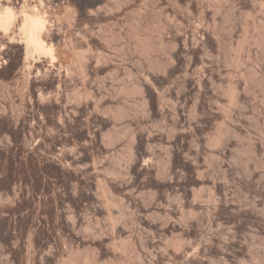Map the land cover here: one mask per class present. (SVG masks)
<instances>
[{"label": "rangeland", "instance_id": "374dc122", "mask_svg": "<svg viewBox=\"0 0 264 264\" xmlns=\"http://www.w3.org/2000/svg\"><path fill=\"white\" fill-rule=\"evenodd\" d=\"M42 3L57 61L0 30V264H264V0Z\"/></svg>", "mask_w": 264, "mask_h": 264}, {"label": "bare ground", "instance_id": "6f19581e", "mask_svg": "<svg viewBox=\"0 0 264 264\" xmlns=\"http://www.w3.org/2000/svg\"><path fill=\"white\" fill-rule=\"evenodd\" d=\"M3 1V0H2ZM1 0H0V30H2V31H4V32H8L9 31V29H12L11 27H13L14 28V26H16V27H18V29H19V32H20V34L22 35V45L24 46V58H25V61L27 62V61H30V60H33L34 59V57L35 56H37V57H44V58H48L49 60H50V62L51 63H53V62H55V61H57V59H56V54H54V46H53V43H52V41L50 40V39H48V37L50 36H48V34H47V32H48V30H49V27H51L50 26V13H49V11L48 12H45L44 11V9H45V7L46 6H43V3H42V0H23L22 1V4L20 5V4H14V3H12V2H8V1H3L2 2ZM29 1H31V2H29ZM61 1V0H60ZM57 3H59V1H56ZM121 3V2H120ZM112 4V3H111ZM47 5V4H46ZM58 5V4H57ZM107 5H109V4H107ZM50 6V5H49ZM48 6V7H49ZM52 6V5H51ZM60 6V5H59ZM43 7H44V9H43ZM47 7V8H48ZM106 8H108V6L106 7ZM121 8V7H120ZM48 9H50V8H48ZM54 9V8H53ZM64 9V8H63ZM105 9V8H104ZM109 9V8H108ZM46 10V9H45ZM52 10V9H51ZM67 10V9H66ZM120 10V9H119ZM68 11V10H67ZM51 12V11H50ZM70 12V11H69ZM71 13V12H70ZM64 16V15H63ZM62 16V17H63ZM65 16H66V14H65ZM68 16V15H67ZM59 18V17H58ZM68 18V17H67ZM64 19H66V18H64ZM63 19V20H64ZM61 20V19H60ZM67 21V20H66ZM53 22V21H52ZM70 22V21H69ZM53 26V25H52ZM15 29V28H14ZM52 30V29H51ZM50 30V31H51ZM10 32V31H9ZM14 32V31H13ZM50 33V32H49ZM7 35V34H6ZM48 36V37H47ZM19 37V36H18ZM21 42V41H20ZM21 45V46H22ZM60 50V49H59ZM61 51V50H60ZM74 56H75V54H74ZM36 57V58H37ZM77 57H79V56H77ZM77 57H75V58H77ZM23 58V59H24ZM35 58V59H36ZM38 59V58H37ZM56 59V60H55ZM79 59H80V57H79ZM45 60V59H44ZM38 61V60H37ZM43 61V60H42ZM81 61V60H80ZM25 62V63H26ZM31 62V61H30ZM30 62H28V63H30ZM35 62H36V60H35ZM39 62V61H38ZM76 62V61H75ZM79 62V61H78ZM32 63V62H31ZM46 63V62H45ZM44 62H43V64H45ZM48 63V62H47ZM47 63H46V65H47ZM24 64V63H23ZM42 64V63H41ZM40 64V65H41ZM28 65V64H27ZM50 65V64H49ZM33 66V65H32ZM37 67V66H36ZM30 68V67H29ZM38 68V67H37ZM31 70V69H30ZM179 111V110H178ZM180 112V111H179ZM161 114H163L162 113V111H161ZM179 115H180V113H179ZM179 115H178V117H179ZM182 116V115H181ZM180 118V117H179ZM177 121H179V120H177ZM176 122V121H175ZM174 123V122H173ZM177 123V122H176ZM175 123V125H177ZM174 127V126H173ZM177 127V126H176ZM230 131V130H229ZM226 132V131H225ZM221 132H219V134H220ZM223 133V132H222ZM226 133H228V132H226ZM229 133H231V132H229ZM181 134V133H180ZM218 134V138L216 137V139L218 140L217 142H220V145H221V143H223V145H224V143H225V141H226V143H225V145H227V140H225L224 141V138H225V135H227V134H225V135H219ZM217 135V134H216ZM180 137V135H177V138L175 137L174 138V140L172 139V140H170V142H168L169 143V145L172 147V149H174V152H173V150H172V153L174 154L173 156H175V158H176V161H177V163L178 164H182V165H184L185 166V164H186V162L184 161V159L182 158V156H181V150L183 149V147H184V145H183V140H184V138H182V137ZM215 137V136H214ZM228 137V136H227ZM213 141H214V139H213V137L211 138ZM215 139V140H216ZM226 139V138H225ZM229 140V139H228ZM199 142V141H198ZM201 143V142H200ZM199 144V143H198ZM222 148H224V147H222ZM227 148V147H226ZM219 150H220V148H219ZM217 151H218V149H217ZM221 153V152H220ZM219 152H218V154H220ZM223 153V152H222ZM225 154V153H224ZM223 155V154H222ZM222 155H219V156H222ZM196 157L198 158V156L196 155ZM174 158V159H175ZM221 158V157H220ZM200 159V158H199ZM198 159V160H199ZM219 159V158H218ZM225 160V159H224ZM200 161V160H199ZM217 162V161H216ZM170 163V162H169ZM198 161H197V166H199L198 165ZM217 163H220V162H217ZM264 163V162H263ZM203 165V164H202ZM201 165V166H202ZM217 165V164H216ZM264 165V164H263ZM196 165H194V167H195ZM196 166V167H197ZM203 167V166H202ZM167 168V167H166ZM171 168V167H170ZM169 168V169H170ZM201 168V167H200ZM264 168V167H263ZM191 170H193V169H196V168H190ZM197 169H199V167H197ZM196 169V170H197ZM201 169H203V168H201ZM201 169L200 170H198V171H200V172H198L197 171V173H199L198 175H200V173H202L201 172ZM217 169L218 170H220V171H223L224 173L225 172H227L228 171V166H226V164L225 163H223L222 161H221V163L217 166ZM167 170V169H166ZM206 170V169H205ZM172 171V170H171ZM170 171V172H171ZM203 171V170H202ZM220 171H219V173H220ZM164 172V171H163ZM205 172V171H204ZM231 172V171H230ZM209 173V172H208ZM224 173H223V175H224ZM167 174V173H166ZM216 175H218V174H216ZM222 175V174H221ZM256 175V174H255ZM252 172H250V171H248L247 172V175H246V177H245V179H244V181H242V185L245 187V188H247V190H249V192H251V193H255V194H259L260 192H261V190H260V182H258V180H257V177L255 176ZM245 176V175H244ZM211 177V176H210ZM217 177V176H216ZM197 178H200V177H197ZM197 178H195L194 179V182L195 183H198V184H209V182L207 181V180H204V179H197ZM218 178V177H217ZM205 179H206V177H205ZM212 179V178H211ZM210 180V179H209ZM214 180L215 179H213V182L212 183H210L211 184V190H213V193L215 194V195H217L218 197H226V192L228 191L227 190V188L225 187V185H221V184H219V183H215L214 182ZM212 181V180H211ZM262 181V180H261ZM177 183H179V182H177ZM241 185V186H242ZM259 185V186H258ZM209 187V186H208ZM247 192V191H246ZM212 193V192H211ZM212 193V194H213ZM211 195V194H210ZM259 196V195H258ZM210 197V196H209ZM212 197V196H211ZM210 197V198H211ZM213 198V197H212ZM210 200V199H209ZM219 200V199H218ZM216 201V200H215ZM249 201V200H248ZM247 202V201H246ZM245 202V205L244 206H249L250 208H251V210L253 211V210H255V208L258 206V204H257V202H253L252 204H251V202H250V204L247 202L246 203ZM219 203V202H218ZM226 204V203H225ZM229 204V203H228ZM241 204V203H240ZM218 205V204H217ZM264 205V204H263ZM196 206V205H195ZM205 206V205H204ZM198 207V206H197ZM210 207V206H209ZM221 208V207H220ZM228 208V207H227ZM249 208V209H250ZM198 209V208H197ZM261 210V209H260ZM256 211V210H255ZM259 211V210H258ZM247 212V211H246ZM242 213V217L243 218H247V217H250L251 216V214L250 213ZM263 212H264V210H263ZM237 214V213H236ZM254 214V213H253ZM241 217V218H242ZM252 218V217H251ZM210 225V224H209ZM190 226V225H189ZM169 227V226H168ZM190 228V227H189ZM212 228V227H211ZM186 229V228H185ZM210 229V228H209ZM188 230H190V229H187V231H183L184 233H183V235L185 234V236L186 237H188L189 236V231ZM212 231V230H211ZM216 236V235H215ZM209 239V238H208ZM235 239V238H234ZM210 241L211 242H214L215 243V241H214V239H213V237H211L210 238V240H209V243H210ZM225 241V240H224ZM227 242H229V241H227ZM234 242V241H233ZM217 243H220L219 242V240H217L216 241V244ZM222 243V242H221ZM225 243V242H224ZM187 245V244H186ZM185 245V246H186ZM202 245V244H201ZM181 246H183V244L181 245ZM198 246H200V244L198 245ZM198 246H197V250L196 249H194V252L196 253V251H197V253L196 254H198V252L200 251V247L198 248ZM183 248H184V246H183ZM188 248V247H187ZM190 248V247H189ZM189 248L188 249H186V251L185 252H187L188 253V258L189 259H187L186 258V260H188V262L189 261H194V260H196V257H194L195 256V254H193V252H192V250H189ZM192 248V247H191ZM202 248V247H201ZM212 249V248H211ZM183 250V249H182ZM196 250V251H195ZM186 253V254H187ZM258 253V252H257ZM224 255H226V254H224ZM255 255V254H254ZM227 256V255H226ZM226 256L225 257H223L222 259L223 260H225L224 258H226ZM256 256V255H255ZM262 256V255H261ZM255 258V257H254ZM258 258V257H257ZM262 258V257H261ZM229 259V258H228ZM259 259V258H258ZM226 261H228V262H226V263H229V260H227L226 259ZM196 262V261H195ZM258 262V261H257ZM191 263V262H190ZM223 263V262H222ZM221 263V264H222ZM226 263H224V264H226ZM198 264V263H197Z\"/></svg>", "mask_w": 264, "mask_h": 264}]
</instances>
